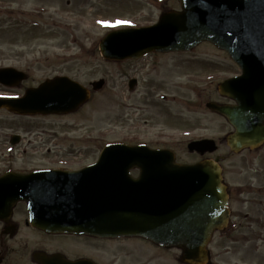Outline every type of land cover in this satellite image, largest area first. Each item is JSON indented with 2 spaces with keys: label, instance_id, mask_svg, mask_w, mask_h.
I'll return each mask as SVG.
<instances>
[{
  "label": "water",
  "instance_id": "obj_1",
  "mask_svg": "<svg viewBox=\"0 0 264 264\" xmlns=\"http://www.w3.org/2000/svg\"><path fill=\"white\" fill-rule=\"evenodd\" d=\"M180 11L162 14L157 23L107 33L99 52L107 61L138 59L150 52L189 51L209 42L228 53L242 75L218 86L236 106L207 107L223 116L235 134L227 138L234 152L264 142V0H179ZM12 69V68H2ZM9 70H0V82ZM103 81L92 83L93 90ZM89 92L67 78L46 80L23 98L0 101L17 114L75 111ZM213 142H191L188 151L203 154ZM138 169L136 178L129 172ZM18 201L27 203L29 224L47 233L98 238L138 237L181 250L180 261L206 264L215 230L226 226L228 194L216 161L193 165L174 162L170 151L145 146L107 145L94 165L77 172L36 171L0 177V220L8 221ZM42 264L67 262L61 256L34 255Z\"/></svg>",
  "mask_w": 264,
  "mask_h": 264
},
{
  "label": "rangeland",
  "instance_id": "obj_2",
  "mask_svg": "<svg viewBox=\"0 0 264 264\" xmlns=\"http://www.w3.org/2000/svg\"><path fill=\"white\" fill-rule=\"evenodd\" d=\"M175 7L178 0H0V67L29 69V85L54 75H66L86 86L99 79L105 81L80 113L27 120L25 163L17 162L14 167L42 169L55 164L80 167L96 161L105 144L128 139L132 134L134 139L146 140V133L134 136V121L141 124L143 117L133 118L129 104L141 103L120 87L117 69H161L159 76L166 80L162 92L177 99L169 103L171 121L164 128L169 133L164 142L176 150L177 161L196 159L186 150L190 140L204 137L223 142L229 128L222 118L205 109V103L215 96V84L228 75L226 71L238 70L225 53L202 44L189 53L150 55L133 62L106 61L99 54L98 43L109 30L154 22L163 11ZM173 66L184 67V76ZM179 83L185 86L178 87ZM199 90L203 91L202 109L197 100ZM209 90L214 94L212 97ZM153 113L156 116V109ZM0 118L1 123L4 117ZM157 123L148 132L158 133L161 126ZM225 169L226 182L242 183L243 176L236 173L239 169H234L232 162ZM238 220L242 226L231 235L214 236L208 246L210 261L264 264V212L259 220L242 217ZM148 246L137 240L108 242L106 260L108 264H180L175 262L178 253L173 250L155 255V260L148 262Z\"/></svg>",
  "mask_w": 264,
  "mask_h": 264
},
{
  "label": "flooded vegetation",
  "instance_id": "obj_3",
  "mask_svg": "<svg viewBox=\"0 0 264 264\" xmlns=\"http://www.w3.org/2000/svg\"><path fill=\"white\" fill-rule=\"evenodd\" d=\"M165 8L166 7L163 4L162 9ZM171 9L177 8H169L167 10ZM173 68L175 71L181 72V76H184V67L173 66ZM14 70H16L19 75L16 74L13 75V77L5 78V81H8L11 85H4L0 83V101L17 100L25 95L27 89L37 87L46 79L66 76L54 75L45 77L44 79H40L38 82L29 85V81L31 79L30 70ZM160 70L161 69H117L120 76V87H124L127 93H129V96H136L137 99L135 101H140L141 103L140 105L138 103L129 104V106L132 107L133 118L135 116H139L140 118L141 116L143 117L141 124L138 121H134L136 123V125L132 128V131H134L133 133H135L134 136H136V134L142 135L146 133L144 136L147 138L146 140H137L136 138H132V134L130 138L115 141V143L130 146L146 145L154 150L169 149L174 152L177 160L176 150L169 148L164 142V139L169 136V133L167 134L164 131V128L169 127V123L171 121L169 103L171 100L176 101L177 99H170L164 92H162V90L166 88V80L165 77L159 76ZM198 71L202 70L198 69ZM215 71L218 72L216 69ZM226 74L228 75L222 77L216 82L214 89L215 96H213L214 98L212 97L214 94H211L210 92L211 89L208 91L209 97L212 98H210L207 102L212 101L220 105H234V101L220 96L216 88L220 82L238 76L240 71L239 69L237 72L226 71ZM193 77H191L192 80L194 79ZM194 83L197 84V82ZM209 84H212V81H209ZM183 86H185V83H179L178 87ZM208 88H211V86L209 85ZM197 93L199 108L202 109L203 91L199 90ZM94 94L95 93H91L90 99ZM89 101L81 106L76 112L66 115L26 116L11 112L4 106H1L0 116L4 118L0 123V176L7 172L24 175L36 170H41L38 169V167H32L31 169H28L26 166L22 168L14 167L17 165V162L22 163L21 165H24L25 163L23 159L25 155H27L25 150L28 133L26 130L27 120L34 117H68L76 115L77 113H80L79 111H81L84 107L88 106ZM195 104L196 102L190 104L189 106L192 107ZM119 107H122V105L120 104ZM155 109L157 111L156 116L153 113ZM205 109H207L206 106ZM212 114L218 116L215 113ZM121 119L122 117L120 116V122ZM223 121L229 128L227 134L223 138V142L222 140L220 142L218 140L204 137L189 141L192 142L204 139L212 140L214 141L215 147L212 152L206 151L202 156L197 153H189V155H194L196 157L194 161H178L183 164H194L203 159L217 161L221 167L224 180L226 176L225 165L232 162L234 169H239L236 173L243 176L242 183L225 181L229 198L230 216L226 228L217 233H227L230 230L236 229L237 222L239 223L238 217L242 216L245 219L255 217L261 218V215L264 212V143L254 150L243 149L238 153L231 151L227 145L226 137L228 135L231 136L235 130L224 119ZM155 122H158L157 124L161 126L160 131L158 133L148 132L155 125ZM139 130L142 131L138 132ZM148 137H155L156 140L153 141ZM189 142L186 143V147ZM14 157L18 160H13ZM92 164H94V161L75 168H67L63 165L59 166L58 164H55V166H44L42 169L76 171ZM26 217V203L19 201L14 205L12 215L8 221H0V264H42L34 258V255L36 254H43L45 256L57 255L70 262L87 260L89 262L92 261L94 264H108L106 260V244L117 240L93 238L84 235L45 233L41 230L32 228L27 223ZM145 243L149 245V252L147 255L150 259L148 262L154 261L155 259L153 258L155 255L158 256L161 253L171 251V249H164L155 246L150 242ZM174 258H177V256ZM174 260L176 262L178 259ZM213 263L214 262L212 260L210 264Z\"/></svg>",
  "mask_w": 264,
  "mask_h": 264
}]
</instances>
